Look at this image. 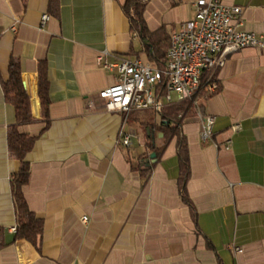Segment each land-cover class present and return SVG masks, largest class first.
I'll return each mask as SVG.
<instances>
[{"label": "crops", "instance_id": "crops-1", "mask_svg": "<svg viewBox=\"0 0 264 264\" xmlns=\"http://www.w3.org/2000/svg\"><path fill=\"white\" fill-rule=\"evenodd\" d=\"M221 1L241 7L245 30L264 31V0ZM123 2L0 0V264H264V49H239L217 68L216 90L200 101L215 117L211 140H201L195 113L163 145L160 113L126 116L98 96L115 77L98 63L101 53L157 65ZM194 2L147 0L145 24L169 37L193 16ZM11 59L31 114L18 130L36 137L22 186L43 223L35 242L15 236L12 177L20 164L8 150L15 111L1 84ZM121 128L132 134L129 147L118 140ZM178 138L187 147L184 184Z\"/></svg>", "mask_w": 264, "mask_h": 264}, {"label": "built area", "instance_id": "built-area-1", "mask_svg": "<svg viewBox=\"0 0 264 264\" xmlns=\"http://www.w3.org/2000/svg\"><path fill=\"white\" fill-rule=\"evenodd\" d=\"M240 13V6L221 0H195L193 16L170 34L161 66L140 59L107 60L105 52L98 55L101 67L115 72L113 84L98 92L103 107L126 116L138 110L160 113L166 106L193 98L196 114L201 119L200 138L211 140L215 117L201 111L195 96L216 90L213 74L229 54L244 47L264 49V31L245 30ZM47 18L46 14L42 16L43 21ZM205 74L207 82L202 86ZM118 140L129 147L132 134L121 128ZM82 220L85 221L86 216Z\"/></svg>", "mask_w": 264, "mask_h": 264}, {"label": "trees", "instance_id": "trees-1", "mask_svg": "<svg viewBox=\"0 0 264 264\" xmlns=\"http://www.w3.org/2000/svg\"><path fill=\"white\" fill-rule=\"evenodd\" d=\"M147 0H124L122 9L129 18L132 30L148 46H151V52H148L151 61L161 66L166 58V51L169 46V37L161 29L151 32L144 21L143 12ZM38 92L41 100V106L44 116L47 118L48 97H47V78L45 66L43 63L38 65ZM215 78V73L212 79ZM207 82V74L203 75L202 86ZM5 99L11 103L15 111V123L8 126L7 145L12 157L19 161V169L12 177V194L16 214L17 238H25L35 242L40 235L43 227L42 220L37 217L27 206L22 192V186L27 183L29 177V164L25 161L26 153L32 148L35 136H30L18 130V126L31 120L30 105L20 77V68L18 61L11 59L8 67V78L1 81ZM207 96V95H205ZM196 113L195 105L192 99L182 100L166 106L160 112V129L164 135V143L178 135L177 125L180 121ZM149 147H152L149 144ZM177 156L180 167L181 182H184L188 176V155L186 143L182 138L177 139ZM1 236V235H0ZM3 240L0 237V246Z\"/></svg>", "mask_w": 264, "mask_h": 264}, {"label": "rangeland", "instance_id": "rangeland-1", "mask_svg": "<svg viewBox=\"0 0 264 264\" xmlns=\"http://www.w3.org/2000/svg\"><path fill=\"white\" fill-rule=\"evenodd\" d=\"M151 64V63H150ZM154 65V64H153ZM205 97L203 94L199 93L195 96V99L200 102L202 100V98ZM194 104V103H193Z\"/></svg>", "mask_w": 264, "mask_h": 264}, {"label": "water", "instance_id": "water-1", "mask_svg": "<svg viewBox=\"0 0 264 264\" xmlns=\"http://www.w3.org/2000/svg\"><path fill=\"white\" fill-rule=\"evenodd\" d=\"M149 157L152 158V159L155 158V153L154 152L150 153Z\"/></svg>", "mask_w": 264, "mask_h": 264}]
</instances>
